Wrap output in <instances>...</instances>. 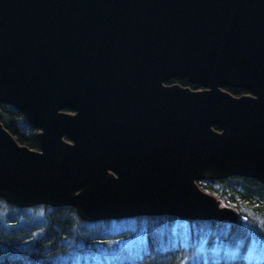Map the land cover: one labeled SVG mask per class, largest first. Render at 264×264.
I'll use <instances>...</instances> for the list:
<instances>
[{
  "label": "water",
  "instance_id": "obj_1",
  "mask_svg": "<svg viewBox=\"0 0 264 264\" xmlns=\"http://www.w3.org/2000/svg\"><path fill=\"white\" fill-rule=\"evenodd\" d=\"M0 103L39 129L36 150L0 122L11 206L246 220L198 181L264 183V0H0Z\"/></svg>",
  "mask_w": 264,
  "mask_h": 264
},
{
  "label": "trees",
  "instance_id": "obj_2",
  "mask_svg": "<svg viewBox=\"0 0 264 264\" xmlns=\"http://www.w3.org/2000/svg\"><path fill=\"white\" fill-rule=\"evenodd\" d=\"M168 81L187 80L171 78ZM226 90L236 94L234 88L226 87ZM0 122L18 143L28 147L37 145L35 128L13 106L0 103ZM198 184L224 204L235 207L247 217L246 221L240 218L235 223H222L160 215L86 222L69 206L44 205L40 221L29 223L15 216L23 208L11 206L0 198V208L9 209L7 223L10 224L6 227L0 221V264H264V255L247 254L253 243H264V183L232 175L215 181L203 179ZM176 220L181 224L174 234ZM121 221H136L138 227L146 222L142 250L133 255H113L111 259L84 257L89 243L105 241L110 223ZM78 239L84 243L81 248H76Z\"/></svg>",
  "mask_w": 264,
  "mask_h": 264
},
{
  "label": "rangeland",
  "instance_id": "obj_3",
  "mask_svg": "<svg viewBox=\"0 0 264 264\" xmlns=\"http://www.w3.org/2000/svg\"><path fill=\"white\" fill-rule=\"evenodd\" d=\"M42 206H44V204H37L29 207H21L23 208L22 212L17 214L16 213L17 210L15 209H13V212L16 213L15 216H18L17 218L19 219V221L23 220L29 223H34L35 221H40V219L43 217L44 208ZM7 213H9V209L6 206H2V208H0V221L3 222L6 227H9L10 224L7 223L8 221ZM144 216L158 217L160 215H144ZM131 217L132 216L124 217V218H131ZM245 218L247 219L246 216ZM101 220H106V219H101ZM145 220L146 222H148L147 219ZM180 220H187V219H180ZM180 220H176L174 222L173 225L174 234L176 227H179L181 224ZM146 222L143 221L139 225V227L138 225H136V221H127V222L121 221L119 223L111 222L110 223L111 225L108 230L109 232L108 234H106L107 237L105 238L106 240L105 241L99 240L100 242L97 241L98 243L95 242L94 245L89 243V247H88L89 249L86 251L85 253L86 255H84V257H86L87 259H89L90 257L94 259H98L99 257L111 259L113 258V255L127 256V255L136 254L138 251L142 250L145 244L144 239L146 236V229L148 228ZM255 224L257 225V223L253 222L254 226ZM181 236H184V231L182 232V230H181ZM83 244H84L83 241L81 239H78L76 248H81ZM75 254L77 253H74V255ZM247 254L259 255V256L264 255V243H258V242L253 243L251 247L248 248Z\"/></svg>",
  "mask_w": 264,
  "mask_h": 264
},
{
  "label": "flooded vegetation",
  "instance_id": "obj_4",
  "mask_svg": "<svg viewBox=\"0 0 264 264\" xmlns=\"http://www.w3.org/2000/svg\"><path fill=\"white\" fill-rule=\"evenodd\" d=\"M179 79H181V78H179ZM187 80V79H186ZM163 86H167V87H170V86H179V87H181V88H188L189 90H191V91H195V90H200V89H202V87L199 85V84H195V83H191V82H189L188 80L186 81V82H178V81H166V82H164L163 83ZM230 88H234V89H236V94H233V95H236V96H239V95H242V94H249V92L248 91H246V90H244V89H240V88H236V87H230ZM224 89H226V87L224 88ZM232 94V93H231ZM65 111H67L68 113H72L73 111L72 110H70V109H66ZM26 120V119H25ZM31 125V124H30ZM32 126V125H31ZM33 128H35V127H33ZM39 131V129H37V128H35V137H36V143H37V145L35 146V147H29V148H31V149H36V150H38V147H39V145H38V140H37V132ZM141 131V130H140ZM124 131V134H125V136L127 135V137H129L130 136V138L129 139H127L126 141L127 142H134V140H139V141H142L144 138H142V137H140V136H137V135H139L141 132H145V131ZM132 137V138H131ZM66 140H69V138H65ZM128 148L129 149H132V148H134L135 149V147L134 146H128ZM139 149H141V148H139ZM110 172H112L113 174H114V176H116V173L115 172H113L112 170H109ZM47 206V205H46ZM49 207H52V206H49ZM57 207V206H56ZM58 207H61V206H58ZM70 207V206H69ZM139 216H144V215H139ZM132 217H136V216H132Z\"/></svg>",
  "mask_w": 264,
  "mask_h": 264
}]
</instances>
